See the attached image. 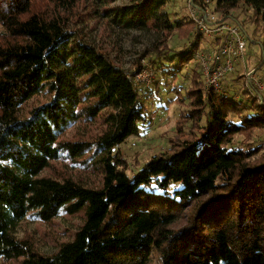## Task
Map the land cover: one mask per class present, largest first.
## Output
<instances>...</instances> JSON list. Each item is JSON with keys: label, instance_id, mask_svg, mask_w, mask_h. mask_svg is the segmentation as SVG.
I'll return each mask as SVG.
<instances>
[{"label": "trees", "instance_id": "trees-1", "mask_svg": "<svg viewBox=\"0 0 264 264\" xmlns=\"http://www.w3.org/2000/svg\"><path fill=\"white\" fill-rule=\"evenodd\" d=\"M114 1L96 0L114 29L162 33L141 55L154 53L150 63L164 66L162 73L174 77L192 59L194 33L183 52L171 53L167 40L175 31L189 36V15L206 1L209 9L211 0H190L187 20H172L170 0ZM85 2L0 0V262L264 264V153L255 157L264 145L234 142L264 129V97L244 82L237 101L236 90L205 89L193 72L190 107L175 122L168 148L129 175L117 147L145 118L134 80L141 57L127 73L100 49L73 40L69 26ZM215 4L219 21L245 33L229 14L242 5L264 29V0ZM259 51L256 68L264 64V41ZM40 95L43 102L24 112ZM72 127L82 131L69 136ZM59 216L78 217L79 224L51 253L40 252L34 233L17 234L27 218L48 224Z\"/></svg>", "mask_w": 264, "mask_h": 264}, {"label": "rangeland", "instance_id": "rangeland-1", "mask_svg": "<svg viewBox=\"0 0 264 264\" xmlns=\"http://www.w3.org/2000/svg\"><path fill=\"white\" fill-rule=\"evenodd\" d=\"M196 1V0H195ZM86 7H81L79 16H76L74 21L69 26V31L72 32L73 40H82L93 47L100 49L109 57L116 66L125 70L127 73L131 72L133 64L141 57L142 68L134 76L137 87L140 89V102L145 107V115L139 123H137L139 129L138 133L126 138L117 151L121 153L129 164V175L135 174V172L141 167L142 164L148 162V160L155 154H160L164 149L169 146V139L176 134V121L183 111H187L190 107V98L188 97L187 90L191 87V79L193 78V72L200 75V80L203 81L204 88L206 84L204 76L199 67V62L195 53L201 52V49L210 50L212 46L209 39L198 37L197 47L192 53V59L183 65L181 71L174 77L170 73H162L165 67L156 66L155 63L150 61L156 60V56L153 54L148 57L142 58L144 51L156 45L157 41L162 38L161 32H155L149 29L139 30H120L113 26V23L109 21V18L102 16L103 5L96 2V0H87L85 2ZM190 0H170L166 4L165 8L173 19H186L188 12L191 10ZM110 5H128V0H116L114 4ZM215 0L210 1L209 9L219 19L222 17V12L216 10ZM234 21H239L244 25V31L252 40L253 43L246 44V58L244 64L237 65L236 70L231 74L225 83H222V92H226L227 89L236 90L238 94H234L235 100L240 101L242 96V90L244 89L245 74L251 70H255L257 77H264V64L263 66L256 68L259 63L262 53L260 50V43L264 41V29L263 23L259 20L257 23L252 20V10L239 5L237 9L229 12ZM194 29L189 36H183L179 31H175L169 40H167V47L171 53L183 52L184 49L189 46L194 39ZM204 51V50H202ZM205 52V51H204ZM163 63L169 65V68L174 66V61L169 63L166 59H163ZM246 66V67H245ZM163 68V69H162ZM201 71V73H200ZM246 88V87H245ZM177 89V90H176ZM178 96L182 98L181 101L176 99V92ZM221 92V93H222ZM255 96L256 92L252 91ZM223 94V93H222ZM264 97V91L261 93ZM248 96L245 95L244 98ZM45 96L40 95L34 99L29 100L25 106L24 112L30 109L33 105L36 106ZM206 111L209 112V106L206 107ZM247 113V112H246ZM248 114L251 115L248 111ZM230 119L236 123L239 122L235 115H231ZM206 118L201 120V126L205 124ZM190 124L185 126V132H189ZM94 127V126H92ZM91 127V128H92ZM82 131V127H72L68 133L69 136L78 133L77 129ZM251 140H245L243 137H236L234 139L237 147L243 148L246 144L264 145V129H257L253 133ZM255 156L258 158L260 153H264V146ZM78 217H65L59 216L53 223L38 224V221L23 220L17 228V234L34 233L37 239L40 252L51 253L55 250L53 244L58 240L69 239L73 230L77 228L79 224ZM0 264H6L1 263Z\"/></svg>", "mask_w": 264, "mask_h": 264}, {"label": "built area", "instance_id": "built-area-1", "mask_svg": "<svg viewBox=\"0 0 264 264\" xmlns=\"http://www.w3.org/2000/svg\"><path fill=\"white\" fill-rule=\"evenodd\" d=\"M207 2L203 8H198L197 13L191 12L189 16L195 36L209 39L212 44L210 50L201 49V52L195 53L205 78L206 89L220 90L222 82L225 83L235 72L237 65L244 64L246 38L239 25L219 21L218 16L209 11ZM255 74V70H251L245 74V79L248 86H252L256 95L260 96L264 91V77Z\"/></svg>", "mask_w": 264, "mask_h": 264}, {"label": "crops", "instance_id": "crops-1", "mask_svg": "<svg viewBox=\"0 0 264 264\" xmlns=\"http://www.w3.org/2000/svg\"><path fill=\"white\" fill-rule=\"evenodd\" d=\"M246 67V66H245Z\"/></svg>", "mask_w": 264, "mask_h": 264}]
</instances>
